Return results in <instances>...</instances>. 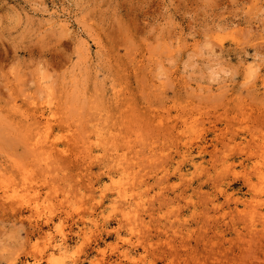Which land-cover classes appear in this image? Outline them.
Instances as JSON below:
<instances>
[{
    "label": "rangeland",
    "instance_id": "1",
    "mask_svg": "<svg viewBox=\"0 0 264 264\" xmlns=\"http://www.w3.org/2000/svg\"><path fill=\"white\" fill-rule=\"evenodd\" d=\"M35 258L264 264V0H0V264Z\"/></svg>",
    "mask_w": 264,
    "mask_h": 264
},
{
    "label": "bare ground",
    "instance_id": "2",
    "mask_svg": "<svg viewBox=\"0 0 264 264\" xmlns=\"http://www.w3.org/2000/svg\"><path fill=\"white\" fill-rule=\"evenodd\" d=\"M251 68V67H250ZM117 93V92H116ZM38 109V113H39V115H40V117H39V119L38 118H36V119H38L37 121H36V123H35V129L34 130H36V133L34 134V138H33V145H34V147L36 148V150L37 149H39V151H41L40 150V148L41 149H44V148H50L52 145H50L51 144V142H53V140H51V136H50V129H51V125H52V123H53V118H54V111L52 112V113H48L47 114V112L43 109V108H41V107H38L37 108ZM102 121V120H101ZM102 126V125H101ZM104 127V126H103ZM91 128V127H90ZM105 128V127H104ZM108 129V128H107ZM93 130L95 131L96 130V126H94L93 127ZM108 130H110V129H108ZM106 132V131H105ZM112 133H114L115 134V132H112ZM93 134V133H92ZM110 134H109V132H108V135L106 134V136H109ZM117 135V134H116ZM92 137V136H91ZM91 137H90V139H91ZM100 137H101V134H100ZM110 137H113V136H111L110 135ZM138 137V136H137ZM184 137V136H183ZM108 138V137H107ZM54 139V138H53ZM57 140V139H56ZM93 140V139H92ZM105 140V139H104ZM113 139H111V141H112ZM90 141V140H89ZM91 142V141H90ZM89 142V143H90ZM115 142V141H114ZM131 142V141H130ZM134 142V141H133ZM54 143V142H53ZM105 143H107V142H105ZM112 143H113V141H112ZM112 143H111V145H112ZM136 143V142H135ZM91 144V143H90ZM89 144V146H94V145H90ZM133 144V143H132ZM197 143H194V141L192 140V138L191 139H189V138H187L184 142H183V157H185L187 160H189L190 162H191V164H192V166H194V167H197L198 166V164H197V161L195 160V158L193 157V149H194V146L196 145ZM50 145V146H49ZM109 145V144H108ZM111 145H109V146H111ZM127 145V144H126ZM58 146V145H57ZM125 146V145H124ZM128 146V145H127ZM54 146H52L51 148H53ZM95 147V146H94ZM114 147V146H113ZM116 147V146H115ZM114 147V148H115ZM131 147V146H130ZM137 147V146H136ZM90 148V147H89ZM111 148H112V146H111ZM113 148V149H114ZM132 148V147H131ZM57 149V148H56ZM106 149H108V146L106 147ZM123 149V148H122ZM126 149H128V152H129V148H126ZM136 149L137 148H135L134 147V150L136 151ZM261 149V148H260ZM51 150V149H50ZM89 150V149H88ZM48 151V150H47ZM90 151V150H89ZM110 151H112L113 152V150H110ZM119 151V150H118ZM124 151V150H123ZM132 151V150H131ZM256 151H258V150H256ZM60 152H61V150H60ZM106 152H109V151H106ZM117 152V151H116ZM198 152L200 153V154H202V153H204L205 152V150H204V148H203V146L202 145H198ZM259 152V151H258ZM93 153V152H92ZM126 153H127V151H126ZM132 153V152H131ZM260 153V152H259ZM107 154V153H106ZM109 154V153H108ZM114 154V153H113ZM135 154H136V152H135ZM137 154H138V152H137ZM252 154L254 155V153L252 152ZM43 155V154H42ZM45 155V154H44ZM43 155V156H44ZM49 155V154H48ZM112 156V155H111ZM117 156H119V153H118V155ZM45 157V156H44ZM50 157V156H49ZM92 157V156H91ZM114 157V156H113ZM121 157V156H120ZM124 157L125 158H127V159H130V156L127 154V155H124ZM129 157V158H128ZM133 157V156H132ZM109 158V157H108ZM125 158H122V160L123 159H125ZM251 158V157H250ZM254 158V157H253ZM45 159H48V157H47V155H46V158ZM50 159H52V157L50 158ZM49 159V160H50ZM127 159H125L127 162H129L128 163V165L130 164V163H132V162H130V161H133V160H127ZM140 159V158H139ZM43 160V159H42ZM119 160V159H118ZM121 160V161H122ZM125 160H123V161H125ZM44 161V160H43ZM46 161V160H45ZM44 161V162H45ZM111 161V160H110ZM120 161V162H121ZM47 163H49L48 162V160H47ZM116 163V162H115ZM124 164H126V163H124ZM124 164H122L124 167H125V165ZM135 164V163H134ZM134 164H130L129 166H130V168H131V166H132V171L133 170H135V165ZM128 165H127V168L129 169V167H128ZM116 166V165H115ZM115 166H114V168H113V170L114 169H116L115 168ZM107 167V166H106ZM110 167V166H109ZM141 167V166H140ZM139 167V168H140ZM111 168V167H110ZM120 168V167H119ZM134 168V169H133ZM138 168V167H137ZM123 169V168H122ZM125 169V168H124ZM260 170H262L261 168H259ZM110 170V169H109ZM108 170V171H109ZM120 170V169H119ZM127 169H125V171H126ZM130 170V169H129ZM137 170V169H136ZM259 170V171H260ZM124 171V170H123ZM131 171V170H130ZM176 171L179 173V176L181 177V178H184V177H186L187 176V174L186 173H183V170H182V168L181 167H177L176 168ZM111 172V171H110ZM109 172V180H110V182H111V185L112 184H114L113 186H115V188H116V191H117V197L118 198H122L123 200H121L123 203H124V206L125 205H128V204H130L131 203V201H129V200H131L130 198L133 196V194H131V192L129 191V189L128 188H130V185L131 186H133L132 185V183H131V181H132V178H134V177H136L137 176V174H139V173H137L136 171H133L132 172V174H131V176L130 177H128V176H125V175H120L118 178L117 177H113L112 176V174ZM139 172H141V171H139ZM114 173H117V172H114ZM113 173V174H114ZM124 173V172H123ZM131 173V172H130ZM111 174V175H110ZM118 174V173H117ZM125 174V173H124ZM259 174V173H258ZM138 177V176H137ZM137 177L135 178V181H138V180H140V179H137ZM139 178V177H138ZM141 178H142V176H141ZM250 179V178H249ZM249 179H248V182H249ZM252 180V179H251ZM134 181V182H135ZM251 182V181H250ZM253 182V181H252ZM138 183H140V182H138ZM137 184V183H136ZM141 186V185H140ZM135 187H137L136 185H135ZM134 188V187H133ZM111 189H112V187H111ZM113 190H114V187H113ZM131 190V189H130ZM135 190H137L136 188H135ZM116 191H114L115 193H116ZM132 191V190H131ZM123 193H125L124 194V196H122L123 195ZM23 194V193H22ZM20 196V195H19ZM22 196H24V195H22ZM114 196H116V195H114ZM25 197V196H24ZM6 198V197H5ZM9 199V198H8ZM16 199H19L18 197L16 198ZM20 199L22 200V198L20 197ZM27 199V198H26ZM11 200V199H10ZM5 201H7V200H5ZM35 201H37V200H35ZM137 201V200H136ZM26 203H27V201H25ZM101 202V201H100ZM114 202V201H113ZM20 203V202H19ZM30 203V202H29ZM34 203V202H33ZM117 203H119L120 204V202H118L117 201ZM139 203H140V201H138V202H136V205H139ZM118 204V205H119ZM122 204V203H121ZM34 205V204H33ZM130 205H132V204H130ZM129 205V206H130ZM41 206V205H40ZM34 207V206H33ZM117 207V206H116ZM40 208V207H39ZM116 209H118V208H116ZM126 209V208H125ZM124 209V210H125ZM128 209V208H127ZM127 211V210H126ZM125 212V211H124ZM128 213V212H127ZM36 214H38L39 215V213L37 212ZM41 215V214H40ZM123 215V214H122ZM34 217V216H33ZM47 218V217H46ZM48 219V218H47ZM51 219H48V221H50ZM47 221V222H48ZM56 245H55V247L56 248H59V249H62V248H64V249H66V247L68 246V235L64 232V231H61L60 232V238H59V240L55 243ZM56 250V249H55ZM58 252V251H57ZM60 252V251H59ZM124 256H126V257H131L132 256V253L130 252V251H127V252H124ZM17 264H31L30 263V261L28 262V261H19V262H17ZM34 264H41L40 263V261L39 260H37L36 258H35V263Z\"/></svg>",
    "mask_w": 264,
    "mask_h": 264
}]
</instances>
